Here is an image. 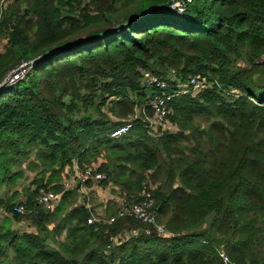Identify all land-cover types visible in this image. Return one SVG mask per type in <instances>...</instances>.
Instances as JSON below:
<instances>
[{"label": "trees", "instance_id": "obj_1", "mask_svg": "<svg viewBox=\"0 0 264 264\" xmlns=\"http://www.w3.org/2000/svg\"><path fill=\"white\" fill-rule=\"evenodd\" d=\"M9 2L0 86L27 66L0 87V192L24 178L25 161L38 174L23 193L0 194V264H224L221 251L229 264H264V0ZM196 76L207 88L183 94ZM163 91L176 131L154 136L142 114ZM75 165H97L109 179L100 187L122 192L106 218L148 181L173 237L130 216L89 224V193L64 181ZM43 189L62 195L52 212L37 203Z\"/></svg>", "mask_w": 264, "mask_h": 264}, {"label": "built area", "instance_id": "obj_2", "mask_svg": "<svg viewBox=\"0 0 264 264\" xmlns=\"http://www.w3.org/2000/svg\"><path fill=\"white\" fill-rule=\"evenodd\" d=\"M182 1H191V0H182ZM8 2L9 0H2L0 4V23L2 21L4 12L8 8ZM179 4V3H178ZM175 6L180 8V6ZM7 6V7H6ZM27 64H23L20 67V70L17 72L16 76L14 78H19L20 76H24L25 71L23 70ZM20 72V73H19ZM22 74V75H20ZM14 78L11 79L9 83L13 84ZM153 83H157L158 87L164 88L165 85L161 84L157 80H153ZM207 79L202 78L199 76L196 77H191L189 82L183 86H181L182 93H193L197 94L200 91L204 90L207 88ZM179 91V92H180ZM163 98L160 96H156L154 100L152 101V108L154 109V114L153 116H149L147 112H143V116L145 117V123L148 124V128L153 131H155L154 136L159 134H162L163 132H174L176 128L168 121L167 116H168V109L167 106L165 105L166 100H170L171 95L169 96L167 93L163 91ZM140 115V111H137V117ZM174 127V130L170 127ZM133 127V121L128 122L126 125L116 129L112 135V139H119L122 136L126 135L129 133V131ZM170 128V129H169ZM159 130V131H158ZM162 132V133H160ZM98 166L95 165L93 167H90L85 171V173H81L78 170V166H74V170L76 171V175L79 178V183L81 184V194L83 197H86L88 195V188L86 187V184L88 181H92L95 186H100L101 182L109 181L108 177L105 174L102 173H96L95 170ZM154 186L150 184L148 181L144 182L143 184V189L142 192L140 193V201L135 202L133 204H123L120 212L113 217L106 218L104 214L102 213L101 210L97 211L96 215H93L89 220V224H94V223H103L106 225H111L113 224L118 218H124L127 216L130 217H135L138 220H140L143 224L153 227L154 230L158 233L159 236L163 238H172L173 235L166 230L164 225H161L158 223V214H157V209H156V200L154 198ZM62 195L58 193H54L52 191H47V190H41L39 192V195L37 196V203L39 205H42L46 208V210L52 212L55 210L57 205L60 203ZM82 204V201L80 202ZM89 207V206H87ZM15 211L19 214H25V209L23 207H18L15 209ZM152 230H146V234L150 235ZM138 232L137 231H132L131 233L125 234V239H130L133 236H137ZM124 238H121L123 241ZM117 238L114 239V241L117 242ZM220 256L224 261V264H229L230 260L228 258V255L226 254L225 251L220 252Z\"/></svg>", "mask_w": 264, "mask_h": 264}, {"label": "rangeland", "instance_id": "obj_3", "mask_svg": "<svg viewBox=\"0 0 264 264\" xmlns=\"http://www.w3.org/2000/svg\"><path fill=\"white\" fill-rule=\"evenodd\" d=\"M2 2V1H1ZM1 4V3H0ZM11 3L8 2V5L9 6ZM6 6V7H7ZM177 6H180L182 7V4H178ZM6 45V40L4 39H0V51H3L4 50V47ZM22 66V65H21ZM20 66V67H21ZM20 70V68H18L12 75L11 79H13L17 72ZM22 70V69H21ZM20 70V72H21ZM19 72V73H20ZM22 75V74H20ZM24 76H20L19 78H14V82H18L20 81ZM10 79V80H11ZM9 80V81H10ZM200 124V123H199ZM174 130V127H170ZM169 128V129H170ZM175 132V131H174ZM32 157L34 158V155H32ZM101 162H104V158H101L100 160ZM28 163L29 161H25L21 164V168H18V169H22L24 171V178L19 182L17 183L14 187H11L10 189H3V191L0 192L1 195H6L8 197H10L11 195L15 194L16 192L18 193H23L22 191L24 189H28L31 187V184L33 183V181L35 180V177L36 175L38 174L36 171H31L28 167ZM16 169V168H15ZM113 180V179H112ZM64 181H65V184L67 185V187H75L78 185V182H79V178L77 177V175L75 173H68V174H65V178H64ZM114 182V180H113ZM114 186L110 185L108 186L107 188H104V187H100V186H95L93 187L94 189H91L88 191L89 193V200H87L88 203L91 204V206H93L95 209H98V210H103L104 209V206L105 205H108L110 204L111 202H117L118 204H120L121 202L123 203L124 200L122 201V198L121 197V194L122 192L120 191V189L117 187L116 183L114 182L113 183ZM112 187H116V188H112ZM33 188V187H32ZM95 188L96 191H95ZM101 188V189H100ZM109 189V190H108ZM108 190V193H106ZM91 192H96V193H92L93 196H90V193ZM109 195H112V196H115L114 199H111V197ZM125 199V198H124ZM26 200V197L24 196V194L20 195L18 200L16 202L18 203H21L23 201ZM119 200V201H118ZM96 206V207H95ZM119 206V205H118ZM120 207V206H119ZM3 214V212H1ZM4 217V216H3ZM210 222V221H209ZM209 224V223H208ZM12 229L16 232H19V233H22V232H32L33 229L29 227V224L26 223V222H21V223H17V222H14L12 223ZM52 243V242H51Z\"/></svg>", "mask_w": 264, "mask_h": 264}, {"label": "crops", "instance_id": "obj_4", "mask_svg": "<svg viewBox=\"0 0 264 264\" xmlns=\"http://www.w3.org/2000/svg\"><path fill=\"white\" fill-rule=\"evenodd\" d=\"M176 131V130H175ZM92 189H94V188H92ZM96 189L97 188H95V191H96ZM101 189V188H100ZM109 190V189H108ZM108 190H107V192L106 193H108ZM93 194L94 193H96V192H92ZM110 197H111V199H114L115 198V196H112V195H109ZM119 201V200H118ZM87 206H89V207H91V204H87ZM106 206V205H105ZM97 211H99L98 209H97ZM102 211V213L104 214V211H105V209H103V210H101Z\"/></svg>", "mask_w": 264, "mask_h": 264}, {"label": "water", "instance_id": "obj_5", "mask_svg": "<svg viewBox=\"0 0 264 264\" xmlns=\"http://www.w3.org/2000/svg\"><path fill=\"white\" fill-rule=\"evenodd\" d=\"M8 82L9 80H6L0 87H4Z\"/></svg>", "mask_w": 264, "mask_h": 264}]
</instances>
